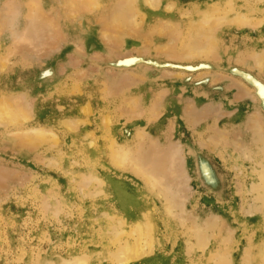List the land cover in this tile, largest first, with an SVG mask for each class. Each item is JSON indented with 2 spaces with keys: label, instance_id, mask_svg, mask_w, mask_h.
Masks as SVG:
<instances>
[{
  "label": "rangeland",
  "instance_id": "obj_1",
  "mask_svg": "<svg viewBox=\"0 0 264 264\" xmlns=\"http://www.w3.org/2000/svg\"><path fill=\"white\" fill-rule=\"evenodd\" d=\"M262 92L264 0H0V264H263Z\"/></svg>",
  "mask_w": 264,
  "mask_h": 264
},
{
  "label": "bare ground",
  "instance_id": "obj_2",
  "mask_svg": "<svg viewBox=\"0 0 264 264\" xmlns=\"http://www.w3.org/2000/svg\"><path fill=\"white\" fill-rule=\"evenodd\" d=\"M238 20V19H237ZM263 95H264V92H262ZM0 117H6L7 119L10 120L11 118V115L9 112H7L6 110H4L3 108L0 107ZM100 134V133H99ZM23 144V143H22ZM87 146V145H86ZM89 146V144H88ZM111 148V147H110ZM119 150V148H117ZM89 150V149H88ZM117 150V151H118ZM122 150V148H121ZM120 150V153L123 152ZM114 154V153H113ZM122 154V153H121ZM100 155V154H99ZM119 155V154H118ZM95 157V156H94ZM101 157V156H99ZM120 157V156H119ZM123 157V156H121ZM118 158V157H117ZM89 159V158H88ZM100 160V159H99ZM112 160L115 161L116 160V156H113L112 157ZM95 161V160H94ZM118 161V160H116ZM120 162V161H119ZM118 164V163H117ZM120 165V164H118ZM148 209V208H147ZM148 212V211H147ZM145 214V213H144ZM150 215V214H149ZM147 216V215H146ZM142 218V217H141ZM148 219V218H147ZM152 221V220H151ZM149 222V221H148ZM152 224V223H151ZM152 230H153V227H152ZM140 234V232H138ZM126 235V234H125ZM144 235V234H143ZM114 241V240H113ZM148 242V241H147ZM146 242V243H147ZM142 243V242H141ZM140 243V244H141ZM150 243V242H149ZM85 244V243H84ZM149 246V245H148ZM146 247V246H145ZM143 248V247H142ZM133 249V248H132ZM190 250V249H189ZM135 252V251H134ZM111 253V252H110ZM139 254V252H138ZM135 257V256H134ZM75 258V257H74ZM86 258V257H85ZM110 258L114 261H117V262H125L127 260H130L132 258L131 255H129V250L127 248V246H125L124 248H120L117 252H114L110 255ZM136 258V257H135ZM73 259V258H72ZM56 261V260H55ZM67 261V260H66ZM64 262V260H63ZM69 262V261H68ZM62 263V262H61ZM85 263V259L84 258H76L74 259L72 262L70 261L69 264H84ZM123 264V263H122ZM264 264V263H263Z\"/></svg>",
  "mask_w": 264,
  "mask_h": 264
}]
</instances>
